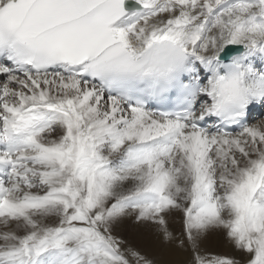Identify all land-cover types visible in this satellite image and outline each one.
Instances as JSON below:
<instances>
[{"label": "snow or ice", "instance_id": "1", "mask_svg": "<svg viewBox=\"0 0 264 264\" xmlns=\"http://www.w3.org/2000/svg\"><path fill=\"white\" fill-rule=\"evenodd\" d=\"M257 56L264 0H0V264H150L111 234L130 215L191 264H241L212 231L264 264Z\"/></svg>", "mask_w": 264, "mask_h": 264}, {"label": "bare ground", "instance_id": "2", "mask_svg": "<svg viewBox=\"0 0 264 264\" xmlns=\"http://www.w3.org/2000/svg\"><path fill=\"white\" fill-rule=\"evenodd\" d=\"M260 61L262 62V58L260 56L253 58L252 59L253 67H255V65ZM261 121H264V119L263 120L260 119V121L255 120L254 122H251V124H256ZM166 218L168 219V224L173 225V229L175 230L176 228L177 230L181 229V226L183 224L181 223L182 219L179 214L166 217ZM174 222H176L175 225H174ZM180 224L182 225L180 226ZM119 225L122 226V230L119 229V231H121L120 233L124 237H126L130 243L142 249L144 251L143 252L144 254H147L150 257L155 258L156 255L161 254L159 253V251L161 250L163 251V249L165 250L166 248L167 250L165 251H168L167 254L169 253L172 257H175V258L179 256V254L172 249L171 244H170L171 246L166 245L165 242L167 241L164 240L162 232L156 225L152 224L151 222L141 223V222L136 221L134 216L130 215V216L121 218L117 223L113 225V228L118 229ZM200 244L205 248L208 247L210 249H214L215 251L221 252L225 255H229V256L233 255L235 257L245 258L243 253L237 251L234 248V246L228 241L224 233L221 231L209 232L206 236L202 238Z\"/></svg>", "mask_w": 264, "mask_h": 264}, {"label": "rangeland", "instance_id": "3", "mask_svg": "<svg viewBox=\"0 0 264 264\" xmlns=\"http://www.w3.org/2000/svg\"><path fill=\"white\" fill-rule=\"evenodd\" d=\"M254 121H252V122H254ZM256 121H260V120L258 119ZM181 219H182V217H181ZM175 223L176 222H174V225H175ZM181 223H182V221H181ZM182 224H180V226ZM168 228H169V231L175 237H180L182 235V233H183V225L181 226V229L180 230H177V228H176V230L173 229V225H169V224H168ZM119 229L122 230V226L121 225L118 226V229H115V228L112 227L111 234L118 241L121 242V251L124 252L126 255H127V250L131 249V250H134L135 252L139 253V255L141 257H143L145 260L149 261L150 264H191L192 255L193 254H192V251H191L190 248H180V247L177 246V244L175 242L167 241V242H165L166 245H168V246H171L172 245L171 246L172 249L174 251H176L179 254V256L177 258L172 257L169 253L167 254L168 251H165V250H167L165 248V250L163 249V251L162 250L159 251V253H161L162 255L159 254V255H156L155 258H153V257H150L147 254H144L143 253L144 251L142 249L138 248L136 245L130 243L129 240L120 233L121 231H119ZM200 248H201V251L203 253L214 254V255H221V256H229V255H225V254H223L221 252L215 251L214 249H210L208 247L205 248L201 244H200ZM164 255H166V256H164ZM230 257H233V258L237 259L238 261H241V264H243L242 261L245 259L243 257L242 258L241 257H235L233 255H231ZM128 259L130 260V264H136L135 260L131 256H128ZM164 259H165V261H164Z\"/></svg>", "mask_w": 264, "mask_h": 264}, {"label": "water", "instance_id": "4", "mask_svg": "<svg viewBox=\"0 0 264 264\" xmlns=\"http://www.w3.org/2000/svg\"><path fill=\"white\" fill-rule=\"evenodd\" d=\"M238 47H239V46H229V48H230L231 50L229 51L228 55H231L232 53L236 52V50H237Z\"/></svg>", "mask_w": 264, "mask_h": 264}]
</instances>
